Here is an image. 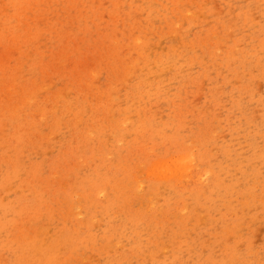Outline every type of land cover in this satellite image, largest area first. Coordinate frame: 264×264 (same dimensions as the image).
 I'll list each match as a JSON object with an SVG mask.
<instances>
[{
    "label": "rangeland",
    "instance_id": "1",
    "mask_svg": "<svg viewBox=\"0 0 264 264\" xmlns=\"http://www.w3.org/2000/svg\"><path fill=\"white\" fill-rule=\"evenodd\" d=\"M0 264H264V0H0Z\"/></svg>",
    "mask_w": 264,
    "mask_h": 264
}]
</instances>
